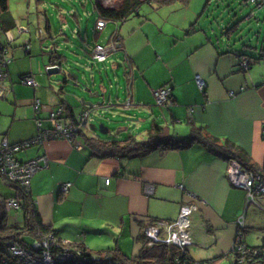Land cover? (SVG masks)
<instances>
[{
    "label": "crops",
    "instance_id": "crops-1",
    "mask_svg": "<svg viewBox=\"0 0 264 264\" xmlns=\"http://www.w3.org/2000/svg\"><path fill=\"white\" fill-rule=\"evenodd\" d=\"M213 1L192 0L188 6L176 3L157 11L145 4L139 16L123 23L109 22L101 32L95 29L100 20L94 7L97 18L91 29L93 40L86 32L89 26L84 30L82 15L77 10L61 11L60 30L51 23L52 14L43 0H36L35 13L28 14L26 20L25 17L18 20L11 11L15 28L3 35L10 44L0 39L11 60L7 71L10 76L11 71L18 76V81L28 74L36 85H25L35 90L23 93L19 91L23 83L18 85L14 79L12 84L0 82V143L3 139L10 144L33 139L40 127H50V111L61 107L69 106L76 117L86 107L102 106L129 111L140 124L149 123L142 137L136 134L140 141L147 140L155 124L178 139L190 137L196 129L203 128L223 143L229 141L245 151L251 164L264 167V59L243 71L241 63L248 57L239 55L240 47L224 39L216 43L208 28L205 31L199 28L200 17ZM108 4L105 5L116 3ZM254 4L260 10L264 0ZM257 14L251 13L246 20L255 19ZM207 19L211 21L209 15ZM69 20L74 25L71 36L65 30ZM110 24H115L113 34L119 36L121 50L108 61L97 63L91 53L95 45H109L112 35L105 42L99 38ZM22 40L24 51H12L10 45ZM92 43V49L86 50ZM258 44V48L246 45L245 49L251 48L256 57H264V39H259ZM52 45L58 50L82 46L93 64L102 65L92 66L88 62L99 74L123 68L124 84L116 75L117 86L110 85L112 91L117 89L116 94L103 104L89 102L94 104L93 108L83 101L79 113L67 100H59L60 94L52 101L53 90L45 87L49 81L42 72L44 57L48 62ZM37 57H41L39 64ZM198 79L204 83V90L200 89ZM94 86L97 91L86 90L93 95L98 93L97 97L106 95L104 86L95 82ZM161 88L170 89L165 107L157 106L154 96ZM128 99L131 106L127 109ZM37 100L41 103L39 109L35 108ZM51 101L58 105L56 110L50 108ZM73 116L66 110L65 122ZM81 139L80 149L67 140H54L15 155L23 162L43 159L41 169L30 180L31 198L43 225L56 231L69 248L77 249L82 244L97 259L112 258L113 252L119 250L132 259L150 245L143 235L148 222H173L182 206L195 204L192 234L194 238L198 233L201 238L196 236V245L187 249L192 264L233 263L231 251L238 218L243 213L247 217L253 205H247L246 191L231 184L229 161L200 145L187 149L161 148L134 159L102 157L94 154L83 136ZM66 184L72 186L63 192ZM14 194L18 195L17 190ZM258 202L264 208V196ZM150 249L155 247L146 250ZM164 251L173 253L170 249Z\"/></svg>",
    "mask_w": 264,
    "mask_h": 264
},
{
    "label": "trees",
    "instance_id": "trees-1",
    "mask_svg": "<svg viewBox=\"0 0 264 264\" xmlns=\"http://www.w3.org/2000/svg\"><path fill=\"white\" fill-rule=\"evenodd\" d=\"M104 1L105 0H96L95 10L97 12L98 19L103 20L106 24H108L109 22L123 23L132 17L139 16V11L145 4L151 5L152 8L157 11L176 3L188 6L192 0H111L113 3H116L115 6H106ZM246 2H248V0H246ZM48 21L46 22L48 23ZM14 28L15 18L10 10L9 0H0V39L3 35ZM49 28L50 25L48 23L47 30H49ZM191 28L193 29L195 27ZM95 29L97 32H101L104 28L98 30L96 25ZM232 30H234V28H232ZM112 41L119 45V36L116 33L112 34L109 44ZM96 46L97 45L93 47V50ZM50 48L52 52L47 54L48 66H59L63 69V66L67 62V56L64 52H61L62 49L58 50L55 45H52ZM120 48L117 49V52L121 50ZM0 54L3 56L0 59V71L2 70L3 72H1L3 74H7V78L0 79V82H10L12 84L11 76L7 71V67L11 60L7 57V49L3 46L1 41ZM239 55L241 57H248L243 60V62L246 61L248 63V69L252 66V64L264 59V57H256L255 54H253V56H249L244 52H241ZM4 59H6V61L8 59L9 61H7V65L2 66V60ZM243 62L241 63V67ZM27 77H29L28 74L22 75L20 83H23L22 79L25 80ZM87 109L89 108L86 107L84 110ZM66 110H68L73 116L74 113L69 106H67ZM82 136L85 140V144L94 152V154H98L102 157L113 158L118 157L134 159L145 156L161 148L187 149L193 145H200L207 148L212 154L223 157L229 162L232 160L237 161L246 171L255 172L264 178V167L259 168L251 164L250 158L245 151L236 147L229 141H225L223 143L219 139L208 134L203 128L196 129L190 137L181 139L170 135L164 127L157 124L151 127L149 136L145 141L138 140L136 136L131 133H128L123 139L112 141H102L95 137H88L85 134ZM7 186L17 190L18 195L16 196V194H13L12 196L5 197L0 194V264H14L17 262L18 258L14 257L11 253V248L14 245H19L20 247L28 250L34 256L35 254L41 256L43 250L42 248H34L35 242L43 241L50 236L52 239H55L57 243L62 242V239L58 236L56 231H52L50 228L43 225L42 219L31 198L30 187H22L19 184H7ZM12 199H17L20 202L19 210L24 212L23 225H9L7 223L9 211L7 210L6 204ZM258 208L263 209L260 206H258ZM151 222L159 221L154 220ZM244 234L245 238L247 234V227ZM30 239L32 240L30 241ZM246 247L251 252L249 256H237L234 254V251L231 252L234 256L232 264H261L264 259V246L260 248H252L246 244ZM165 249H170L173 253L169 252V254H167L164 251ZM52 251L58 253V251H61V248H57V246L54 245L52 247ZM74 253L76 259L83 264H192L187 249L181 250L175 246L167 245H157L155 249L150 250L144 249L139 256L132 259L124 257L119 250H116L113 252L115 254L112 258H99L98 260H94L93 254L88 252L82 244L78 247L77 251H74ZM36 258L39 259V257ZM66 264L80 263L70 261Z\"/></svg>",
    "mask_w": 264,
    "mask_h": 264
},
{
    "label": "rangeland",
    "instance_id": "rangeland-1",
    "mask_svg": "<svg viewBox=\"0 0 264 264\" xmlns=\"http://www.w3.org/2000/svg\"><path fill=\"white\" fill-rule=\"evenodd\" d=\"M43 1L47 6L48 13L52 14L51 23L57 30H60L62 28L59 19V14L61 13V11H63L64 13H71L77 10L82 15V26L84 30H87V27L89 26V30H87L86 32L89 33V37L91 38V40H93L91 29L94 27L95 20L97 18L96 13L94 12L96 0ZM249 3L250 2H248V4L246 5V0H214L213 3H207V5L209 4V6L206 10L207 12L199 19V28L204 29V31L206 30V28H208V30L211 32L209 36L213 38L214 42L218 43L219 41H222L224 39L225 42L228 41L229 43H231V45L240 47L242 49L241 52H244L249 56H253L256 51L251 48L245 49V46L248 45L249 47L258 48V40L260 39L261 41H263L264 39V5L260 10H258L257 4ZM35 5L36 0H10V10L18 18V20L19 17H25L23 19L26 20L28 14L35 13ZM83 5L86 6V11L83 9ZM253 12L254 14L255 12L258 13L257 17L255 19L251 18L249 20H246V17ZM208 15L211 18V21L209 22L207 19ZM230 15H232V18H230ZM73 26L74 25L72 21L69 20L67 26L65 27L67 35L71 36V31L74 29ZM114 27L115 24H110L103 33H100L102 38L99 39L102 42H105V39L115 32ZM232 28H234V30H232ZM244 31L247 32L245 35H242ZM228 35L231 36L228 37ZM26 36L28 39H30L28 35H25V37ZM217 38L219 40H217ZM1 39L4 44H10L5 42L6 40L4 36H2ZM23 45L24 43L22 40L21 42L11 44L10 47L12 48V51H24ZM92 47L93 43L90 45V47L86 48V50H91ZM82 48L83 47L80 46L69 50L64 49L61 51L64 52L68 57V62L63 66V70L61 73L55 75H49L47 73L46 65L48 64V62H46V57H44L45 63L42 67V72L45 75L46 80L49 81V83L46 82L45 87L48 90H53V94L50 96V99L53 101L57 97L56 94H60L58 99L60 100L61 98L62 100H67L75 108L77 113H79V110L83 107V101L93 102L95 104L100 102L101 104H103L107 102L108 98L113 97V95L116 94L117 89L112 91L110 89V85L113 84L115 87L117 86L116 75H118V77L121 79V83L124 84L123 68L119 69V72L104 71L102 74H99L93 69L92 66L102 65L93 64L91 59L88 58V55L84 53ZM39 58L41 57H37L38 64L40 63ZM10 74L12 80L14 79L13 81L16 84L21 85L20 81H18V76H14L12 71ZM93 75H95L96 77L95 81H93ZM94 82L106 88L105 96L99 95V97L97 98H90V92L86 89L97 91L94 86ZM24 86L25 85L19 87V91H23V93H33L35 90V88H28ZM47 105H49V103H47ZM51 106L52 107L50 108H54L55 110L58 108V105H53V103L51 104ZM90 125H94L96 127V130L92 131L91 128L88 127L85 129L84 134L88 137H95L102 141L123 139L129 132L134 133L135 136L138 135L142 137L145 134V130L149 127V123L140 124L138 122V119L134 118L132 113L129 111H113L104 109L102 106H95L93 108ZM100 125H105L110 130V133L107 135L101 134L99 131ZM125 128H127V130H124ZM121 129L123 130L121 131ZM14 193V189L10 188L4 182L0 181V194L2 196L9 197ZM242 215H244V213ZM7 223L9 225H23L24 212L14 210L8 212ZM246 227L247 234L244 238L245 244L256 248L262 247L264 244V208L260 209L255 207L254 205L253 207H251L248 216L246 217ZM197 234H194V245H196V236H199ZM199 238L201 237L199 236ZM31 240L32 239H30V241ZM103 258H107V256H103ZM233 260L234 259H232V261ZM197 264L205 263L198 262Z\"/></svg>",
    "mask_w": 264,
    "mask_h": 264
},
{
    "label": "built area",
    "instance_id": "built-area-1",
    "mask_svg": "<svg viewBox=\"0 0 264 264\" xmlns=\"http://www.w3.org/2000/svg\"><path fill=\"white\" fill-rule=\"evenodd\" d=\"M258 0H248L250 3H256ZM109 3V4H108ZM113 1L105 0L104 4L111 5ZM107 6V5H106ZM106 23L103 20L98 21L97 29L101 30ZM119 48L115 42H111L107 46L97 45L92 52V59L97 63H104L110 59ZM6 52V51H5ZM2 54H0L1 59ZM8 61V60H7ZM6 59L2 60V66L7 65ZM242 70H248V63L246 61L242 64ZM2 71V70H1ZM0 71V79L7 78V74ZM23 84L28 87H35V81L31 77L22 79ZM198 84L201 90H204V83L198 79ZM156 105L165 107L170 98V89L161 88L154 93ZM36 109H39L41 103L36 101ZM131 100L128 99L125 103V108H130ZM66 109L61 107L57 111H50V127L48 129L39 128L38 135L29 141L19 144H10L7 139H3L0 143V180L7 184H19L22 187H30V180L33 175L41 169V159H32L26 162L19 161L15 155L23 150L30 149L33 146L44 144L48 141L67 140L74 143L77 149L82 147L81 138L85 133V129L90 127L92 110H83L73 119L65 122L64 114ZM228 176L231 184L237 188L246 191V203L248 206H259L258 200L264 196V178L251 171H246L237 161H230ZM106 180V184H109ZM72 184L63 185V192H67ZM148 192H152V187H149ZM192 198V197H191ZM193 199V198H192ZM7 210H19L20 202L17 199L9 200L6 204ZM196 212L195 204L184 205L181 207L177 219L173 222H148L143 229V235L150 245H167L175 246L181 250L188 249L193 245V216ZM246 230V215H241L237 221V233L234 239L232 251L237 256H249L250 250L247 249L244 242V232ZM56 245L61 248V251L55 253L52 247ZM264 246V244H263ZM34 248H42L41 256L32 255L28 250L14 245L11 248V253L18 258L14 264H66L70 261L81 263L76 259L74 251L77 249L69 248L63 241L57 243L52 237H48L43 241L35 242ZM79 254V253H78ZM80 255V254H79ZM94 260H98L94 256ZM261 264H264V259Z\"/></svg>",
    "mask_w": 264,
    "mask_h": 264
},
{
    "label": "water",
    "instance_id": "water-1",
    "mask_svg": "<svg viewBox=\"0 0 264 264\" xmlns=\"http://www.w3.org/2000/svg\"><path fill=\"white\" fill-rule=\"evenodd\" d=\"M62 70L63 69L61 67H59V66H52V67H48L47 68V73L49 75H55V74L61 73ZM97 96H98V93H95L94 95L93 94H90V97L91 98L97 97ZM84 104L87 105L90 108H93L94 107V104L89 103V102H85ZM90 128H91L92 131H95L96 130V127L94 125H91ZM99 131L103 135H107V134L110 133V130L105 125H100ZM153 247H155V245H148L146 249L153 248Z\"/></svg>",
    "mask_w": 264,
    "mask_h": 264
},
{
    "label": "clouds",
    "instance_id": "clouds-1",
    "mask_svg": "<svg viewBox=\"0 0 264 264\" xmlns=\"http://www.w3.org/2000/svg\"><path fill=\"white\" fill-rule=\"evenodd\" d=\"M157 245H155V247H156Z\"/></svg>",
    "mask_w": 264,
    "mask_h": 264
}]
</instances>
